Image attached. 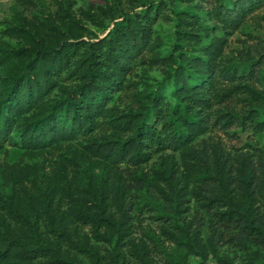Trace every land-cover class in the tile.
I'll use <instances>...</instances> for the list:
<instances>
[{
  "label": "trees",
  "instance_id": "1",
  "mask_svg": "<svg viewBox=\"0 0 264 264\" xmlns=\"http://www.w3.org/2000/svg\"><path fill=\"white\" fill-rule=\"evenodd\" d=\"M262 1L237 0L225 12L235 19ZM56 3V10L40 14L37 22L18 16L12 33L22 41L0 53V149L15 131L20 144L34 152L86 137V148L111 165L143 163L166 150L179 153L186 174L174 175L178 170L168 163L160 171L176 229L166 232L202 260L217 244L227 243L246 247L248 264H264V188L253 185L250 160L239 156L232 166L217 146L209 144L212 155L195 147L199 136L218 125L264 131V88L249 81L258 58L246 56L221 68L218 47L207 50L206 58L185 52L186 41L204 32L192 28L191 12H175L167 60L175 63L169 73L172 99L159 81L136 94V111L117 113L109 103L131 86L127 75L151 48L160 2L128 11L107 6L78 12L68 1ZM86 20L102 33L91 34ZM82 152L60 158L49 174H41L43 185L30 166L0 165V264H82L78 254L90 264H104L85 226L96 241L114 242L118 255L130 226L125 187L108 175L86 173L75 160ZM189 177L198 183L190 190ZM76 180L83 184H72ZM187 194L208 215L206 243L197 208L190 220L181 217L189 209ZM143 253L145 258V248Z\"/></svg>",
  "mask_w": 264,
  "mask_h": 264
},
{
  "label": "rangeland",
  "instance_id": "2",
  "mask_svg": "<svg viewBox=\"0 0 264 264\" xmlns=\"http://www.w3.org/2000/svg\"><path fill=\"white\" fill-rule=\"evenodd\" d=\"M70 3L71 9L78 12L92 8L111 6L114 10L120 8L125 11L141 3L160 2L161 16L153 26L151 48L144 53V61L133 65L132 71L127 75L131 86L122 93L113 95L109 106H116L117 113L136 111L138 103L136 94L150 89L159 81H164V94L169 100L172 99V79L169 76L175 63L167 62L171 52V44L174 39L175 12H191L196 19L193 29L203 30V36L195 41H186L185 45L191 55L206 58L207 50L218 47V66L221 68L231 67L244 60L246 56L258 58L255 66V74L249 81L257 88H264L263 66L264 65V0L261 4L246 9L232 19L229 10L237 0H65ZM238 5V4H237ZM221 6V7H220ZM57 8L56 0H0V53L8 46H14L22 40L13 34L12 28L19 24L18 16L27 21H38L40 14L53 13ZM220 11L217 12V10ZM237 12V7H235ZM234 12H232L233 14ZM192 18V19H194ZM190 19V18H188ZM108 19L104 21L107 23ZM91 34H101L103 28L86 20ZM202 47V48H201ZM184 63V61H183ZM1 68H0V76ZM217 108V105H215ZM239 108V107H237ZM86 137H76L73 140L62 141L52 149H44L34 152L24 148L15 131L12 137L6 141L0 149V165L9 168L32 167L37 173V183L43 185L41 174H49L52 166L56 165L62 157L73 158L76 152L83 151V155L75 157L86 173L95 178L110 176L112 183H120L125 187L127 200L125 208H128L129 233L124 237L119 247L118 255L114 254L113 244L96 241L91 236L89 227H83V232L90 242L98 247L99 253L104 256V264H248V249L239 244H217L213 251L210 250L207 258L202 260L200 256L189 253L186 248L180 246L166 232H176L172 222L171 202L166 199V193L170 192L166 182L162 179L160 171L165 165L173 164L178 170V175L184 169L183 161L179 153L166 150L149 156L148 160L139 164L123 162L111 165L104 159L94 156L86 148ZM202 142L207 147L201 146ZM209 144L217 146L224 156H228L232 166L237 165L239 156L250 160L254 168L253 185L264 188V131L256 133L252 128L242 129L238 125L211 128L209 132L199 136L195 140V147H199L206 155H212ZM76 151V152H75ZM232 172H235L233 169ZM32 177V175H30ZM1 183V179H0ZM29 184V183H28ZM72 184L82 185L81 181ZM198 183L189 177L188 190ZM188 211L182 213L187 220L192 218L196 208L201 215V237L206 243L210 230L207 227L208 215L197 207L193 196L187 194ZM119 214H117V217ZM144 248L146 254L144 258ZM254 248H257L254 246ZM82 264H90L89 259L78 254Z\"/></svg>",
  "mask_w": 264,
  "mask_h": 264
}]
</instances>
